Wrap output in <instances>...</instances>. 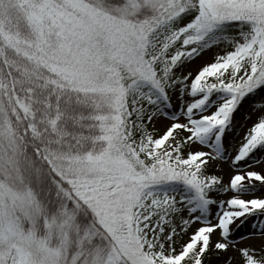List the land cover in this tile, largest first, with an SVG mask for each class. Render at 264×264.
<instances>
[{
    "label": "snow or ice",
    "instance_id": "snow-or-ice-1",
    "mask_svg": "<svg viewBox=\"0 0 264 264\" xmlns=\"http://www.w3.org/2000/svg\"><path fill=\"white\" fill-rule=\"evenodd\" d=\"M0 264H264V0H0Z\"/></svg>",
    "mask_w": 264,
    "mask_h": 264
},
{
    "label": "rangeland",
    "instance_id": "rangeland-1",
    "mask_svg": "<svg viewBox=\"0 0 264 264\" xmlns=\"http://www.w3.org/2000/svg\"><path fill=\"white\" fill-rule=\"evenodd\" d=\"M247 227H249V226H248V225H245L244 227H241V228L239 229V231H240V232H244V231L246 230Z\"/></svg>",
    "mask_w": 264,
    "mask_h": 264
}]
</instances>
